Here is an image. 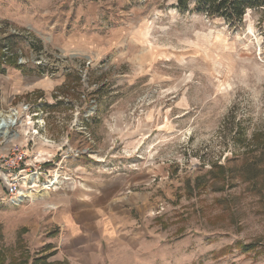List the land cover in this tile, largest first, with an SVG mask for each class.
<instances>
[{"label":"rangeland","instance_id":"374dc122","mask_svg":"<svg viewBox=\"0 0 264 264\" xmlns=\"http://www.w3.org/2000/svg\"><path fill=\"white\" fill-rule=\"evenodd\" d=\"M176 5L0 0V112L18 120L0 158L17 147L45 173L22 186L34 199L0 190V264H55L27 218L135 171L144 236L121 264H264V8L232 24Z\"/></svg>","mask_w":264,"mask_h":264},{"label":"crops","instance_id":"0c3cea01","mask_svg":"<svg viewBox=\"0 0 264 264\" xmlns=\"http://www.w3.org/2000/svg\"><path fill=\"white\" fill-rule=\"evenodd\" d=\"M126 175L128 179L116 174L96 186L75 184L66 192L61 188L51 192L47 204L36 208V220L27 218L24 223L27 248L55 264H121V252L144 236L140 224L135 226L138 217L134 212L142 216L145 208L141 206H148L146 192L139 196L122 192L143 174ZM141 195L147 200L144 205Z\"/></svg>","mask_w":264,"mask_h":264},{"label":"trees","instance_id":"16d2710c","mask_svg":"<svg viewBox=\"0 0 264 264\" xmlns=\"http://www.w3.org/2000/svg\"><path fill=\"white\" fill-rule=\"evenodd\" d=\"M176 8L180 12L216 16L228 23L239 24L249 9H263L264 0H177Z\"/></svg>","mask_w":264,"mask_h":264},{"label":"built area","instance_id":"2783aa9c","mask_svg":"<svg viewBox=\"0 0 264 264\" xmlns=\"http://www.w3.org/2000/svg\"><path fill=\"white\" fill-rule=\"evenodd\" d=\"M17 153H15V157H11L9 155L1 156V162H4L6 167L0 166V182L6 188V192L9 195V199H23L24 196V186L27 187L28 183L25 181L27 176L31 177L34 175V179L38 178L39 182H41V175H44V170L39 166L37 171H30V164L28 162V155L19 148H15ZM2 164V163H1ZM45 185L46 183H42ZM24 185V186H23ZM23 186V187H22Z\"/></svg>","mask_w":264,"mask_h":264},{"label":"bare ground","instance_id":"6f19581e","mask_svg":"<svg viewBox=\"0 0 264 264\" xmlns=\"http://www.w3.org/2000/svg\"><path fill=\"white\" fill-rule=\"evenodd\" d=\"M17 116L16 113L5 114L4 112H0V136L3 137H11V127L17 124ZM24 196H29L32 199L41 195L42 193L39 190H34L29 188L26 192H23Z\"/></svg>","mask_w":264,"mask_h":264}]
</instances>
